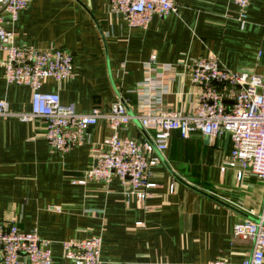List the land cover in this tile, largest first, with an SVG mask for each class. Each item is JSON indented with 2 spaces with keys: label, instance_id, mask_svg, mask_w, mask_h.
I'll return each mask as SVG.
<instances>
[{
  "label": "crops",
  "instance_id": "1",
  "mask_svg": "<svg viewBox=\"0 0 264 264\" xmlns=\"http://www.w3.org/2000/svg\"><path fill=\"white\" fill-rule=\"evenodd\" d=\"M176 2L178 16L155 17L146 30L129 28L104 0H31L15 24L5 19L18 47H53L73 57L75 77L62 85L49 80L42 91L82 114L108 112L119 95L130 113L141 112L138 91L152 57L169 112H193L202 90L189 69L174 74L159 65L214 54L229 70L264 78V0H251L244 28L239 9L226 0ZM5 61L0 49V101L13 112H28L32 91L6 83ZM45 125L43 119H0V225L14 223L50 241L53 264H72L62 242L94 236L102 238V264H241L252 252L251 242L233 238V228L261 212L264 184L224 168L232 150L228 134L210 139L195 133L186 140L174 134L149 170L155 188L141 203L125 195L117 178L108 186L77 184L94 151L106 150L107 122L89 129L86 143L66 155L50 148ZM119 135L144 143L153 132L133 122Z\"/></svg>",
  "mask_w": 264,
  "mask_h": 264
},
{
  "label": "built area",
  "instance_id": "2",
  "mask_svg": "<svg viewBox=\"0 0 264 264\" xmlns=\"http://www.w3.org/2000/svg\"><path fill=\"white\" fill-rule=\"evenodd\" d=\"M31 0H0V49L6 54L4 78L8 85L27 87L32 91V107L28 112H13L8 103L0 101V119H15L32 123L45 121V139L50 148L66 155L83 146L89 129L105 121L112 135L106 150H95L93 164L77 181L78 185L101 182L108 186L114 178L120 180L123 192L141 203L151 197L150 168L159 162L169 148L170 139L178 134L189 139L199 133L214 139L230 136L232 150L224 168L238 169L239 175H250L264 184V78L243 70L226 68L214 54L160 68L177 73L190 70L191 82L201 88L198 105L191 113L164 109L165 86L156 79L152 64L145 65V78L140 85L141 112L130 113L119 95L108 112L94 108L87 114L72 106H63L56 93L43 92L44 84L52 80L62 85L75 77L73 57L57 48L18 47L16 33L7 29L15 24ZM112 14L119 15L131 29L146 30L152 20L178 16L176 0H104ZM239 9L238 21L247 24L251 0H226ZM133 122L152 131L149 142L120 137ZM224 171V170H222ZM174 186L171 187L173 192ZM235 224L233 238L252 243V252L241 264H264V204L258 215ZM63 256L72 264H102V238L69 240L60 244ZM0 261L2 264H53L52 243L36 231L23 232L14 223L0 225ZM205 264H230L221 260Z\"/></svg>",
  "mask_w": 264,
  "mask_h": 264
}]
</instances>
